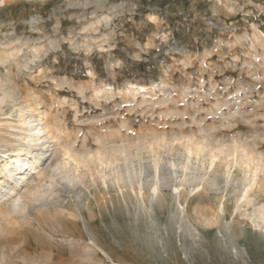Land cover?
<instances>
[{"label":"rangeland","instance_id":"374dc122","mask_svg":"<svg viewBox=\"0 0 264 264\" xmlns=\"http://www.w3.org/2000/svg\"><path fill=\"white\" fill-rule=\"evenodd\" d=\"M4 97L0 124L18 123L24 111L60 136L50 137L41 165L27 171L30 186L50 188L62 158L54 152L64 148L85 158L86 177L96 170L89 154L148 169L146 144L161 142L163 158L178 159L184 152L171 144L181 136L206 141L213 152L238 145L264 158V0H0ZM225 158L206 172L224 176ZM192 162L196 184L204 171ZM4 164L0 211L12 205ZM177 171L154 199L147 197L152 176L142 177L147 207L134 191L98 177L82 199L67 185L64 214L49 206L0 216V264H264V228L250 219L264 205V174L241 212L233 186L243 174L233 168L232 185L183 199L184 216L173 189L183 179ZM223 187L229 214L217 223Z\"/></svg>","mask_w":264,"mask_h":264},{"label":"bare ground","instance_id":"6f19581e","mask_svg":"<svg viewBox=\"0 0 264 264\" xmlns=\"http://www.w3.org/2000/svg\"><path fill=\"white\" fill-rule=\"evenodd\" d=\"M5 98L6 97L0 100V105L6 103ZM34 122L35 121H28L23 111L22 117L18 123L10 125L0 124V160L3 159L5 163L1 172L7 181L10 180L14 182V184L11 182L8 192V195L11 197L12 205L6 211H0L2 219H10L12 215H27V211L29 210L49 206L59 211L60 214H64L66 213L64 210L66 207L64 193L70 192L67 185L69 184V186L74 187L77 196L82 199L85 190H87L90 185L96 183L98 177L103 180L104 183H106L108 179H112L113 183L120 189H122V186H125L128 190L134 191L136 196L142 201L143 206L147 207L145 199V182L142 177L147 175V173L150 174L149 176H152L153 181L151 180L152 183L147 190V197L149 199H154L160 197L161 189L164 185H168L169 182L175 181H172V178L174 176L177 177L180 173L177 169L182 170L183 179L181 184L173 185V189L178 198V208H180L181 212L186 216L188 206L183 207V199H187L189 195L195 193L199 196H207L209 186L214 185L219 187L221 184L226 183L224 187L227 188V186L232 185V169L237 168L238 171L243 174V177L237 180L236 184L233 186L235 195L234 211L239 213L244 205L253 202V196L260 185L261 175L264 174V158L261 157V159L257 160L249 153L247 148L243 146L234 145L231 149L229 147L225 149L218 148L216 152H213L206 141L195 143L192 139L181 136L178 139H174L171 144L174 147L176 143L184 152L178 159H164L159 150L161 142L154 141L148 145L146 144L145 147L148 150V152L147 150L146 152L149 156L148 160L150 164L148 169L143 166L144 162L140 161L137 163V167L126 157L120 160L117 156L102 153L100 151L95 154H89L87 159L96 166L95 171H90L89 177H86L85 173L81 172L83 168L88 167L86 160H84L85 158H79L73 155L70 151L71 149L64 148V151L54 152L55 154H59L62 158L51 174L53 182L51 186L49 185L50 188L46 189L47 183L43 184L42 182L30 186L27 171L34 172L41 165L48 152L47 148L49 146L47 145L50 143V137L57 139L58 142L60 141V136H53L55 132L50 130L49 126L43 123L42 120H38L39 123L37 125H33ZM161 140L165 141V139ZM206 151H209L208 162H202L200 161V157L203 153H206ZM10 155H13L12 159L14 160H7L10 158ZM23 156L29 159L26 164L22 163ZM194 157H196V162L202 165H198L196 168L204 171L197 179L198 183L196 184L190 183V174H188V172L195 170L194 163L192 162ZM220 157H226V160L221 163L226 169L224 176H210L206 171L209 169L210 172H213L216 167V162ZM231 157L232 160H228V158ZM120 161L124 163L122 167L118 164ZM165 161L171 165L173 172L165 168L163 165ZM24 165H28L26 169H23ZM166 171H168V174H165ZM22 184H25V187H27L26 193L17 192V188ZM224 187L220 188L221 198L215 210L214 222L217 223L226 220L229 214L227 209L228 205L225 201L226 199L224 200V192H226V188ZM13 196H18V198L15 199ZM256 200L257 199L254 201ZM199 207L203 209L210 206L200 204ZM250 219L253 221L255 227L264 228V205L257 211V216L251 217ZM208 221L211 223V220ZM94 245L97 249L103 251L105 256H109L98 244L94 243ZM96 255L99 256V254Z\"/></svg>","mask_w":264,"mask_h":264}]
</instances>
